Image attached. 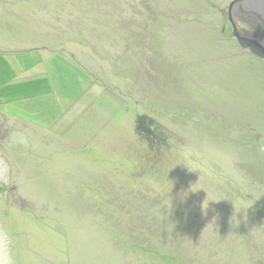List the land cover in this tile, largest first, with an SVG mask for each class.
Returning <instances> with one entry per match:
<instances>
[{"label":"rangeland","instance_id":"obj_1","mask_svg":"<svg viewBox=\"0 0 264 264\" xmlns=\"http://www.w3.org/2000/svg\"><path fill=\"white\" fill-rule=\"evenodd\" d=\"M263 31L252 0H0V264H264Z\"/></svg>","mask_w":264,"mask_h":264},{"label":"water","instance_id":"obj_2","mask_svg":"<svg viewBox=\"0 0 264 264\" xmlns=\"http://www.w3.org/2000/svg\"><path fill=\"white\" fill-rule=\"evenodd\" d=\"M250 6H253V5H250ZM236 36L242 48L249 50L255 57L259 59H264V31L262 32L261 36L259 35V32H258L256 37H254L255 39H249V38L240 36L237 33H236Z\"/></svg>","mask_w":264,"mask_h":264},{"label":"bare ground","instance_id":"obj_3","mask_svg":"<svg viewBox=\"0 0 264 264\" xmlns=\"http://www.w3.org/2000/svg\"><path fill=\"white\" fill-rule=\"evenodd\" d=\"M253 4L257 5L258 8L262 11L264 14V0H252Z\"/></svg>","mask_w":264,"mask_h":264},{"label":"flooded vegetation","instance_id":"obj_4","mask_svg":"<svg viewBox=\"0 0 264 264\" xmlns=\"http://www.w3.org/2000/svg\"><path fill=\"white\" fill-rule=\"evenodd\" d=\"M237 13V12H236ZM264 15V14H263ZM259 29V28H258ZM259 31V30H258ZM149 167V166H148ZM149 170V169H148Z\"/></svg>","mask_w":264,"mask_h":264}]
</instances>
